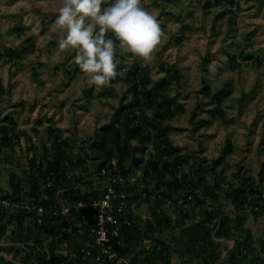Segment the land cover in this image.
<instances>
[{
  "label": "rangeland",
  "instance_id": "rangeland-1",
  "mask_svg": "<svg viewBox=\"0 0 264 264\" xmlns=\"http://www.w3.org/2000/svg\"><path fill=\"white\" fill-rule=\"evenodd\" d=\"M103 1L107 3L105 8L114 3ZM59 2L0 0V49L11 47L17 51V56L0 61V82L4 87L0 93V121L9 115L16 121L18 131L13 146L0 151L3 191L11 188L14 173L27 186L31 156L51 145L47 126L59 128L64 138L90 143L99 128L111 120L121 97L132 94L124 81L96 86L88 83L81 70L71 73L72 68L79 67L74 62L76 50L61 51L58 34L50 30ZM208 2L212 4L206 6ZM213 2L141 0V5L156 16L162 30L161 41L149 62L125 53L122 65L125 69L148 65L151 85L166 77L161 65L178 68L180 80L172 81L170 94L184 103L186 111L170 121L174 129L169 136L179 154L188 158L182 173H188L204 159L211 162L230 141L233 151L226 153L214 172L208 173V182H221L228 188L250 174L259 184L264 162V63L255 62L264 56V0H237L238 5L232 8ZM185 25L193 29L185 31ZM30 43L34 44V51L24 53ZM205 82L212 95L221 90L228 93L221 105L204 94ZM215 106L221 107L224 118L211 111ZM200 119L210 123L199 126ZM94 151L104 154L98 148ZM220 196L223 207L235 217L234 205L223 194ZM15 213L0 218V226L7 227L4 231L0 228V255L8 259H13L14 253L6 247L16 242ZM242 213L249 215L246 223L253 234L254 248L261 252L264 213L252 218L248 209ZM28 221L30 217L26 224H31ZM63 253L68 255L66 250ZM173 260L179 262V257L174 256Z\"/></svg>",
  "mask_w": 264,
  "mask_h": 264
},
{
  "label": "trees",
  "instance_id": "trees-1",
  "mask_svg": "<svg viewBox=\"0 0 264 264\" xmlns=\"http://www.w3.org/2000/svg\"><path fill=\"white\" fill-rule=\"evenodd\" d=\"M213 3L231 8L238 5L237 0H214ZM211 4L208 2L206 6ZM105 6L107 3L103 1L102 7ZM192 29L191 25L184 26L185 31ZM107 38L114 39L111 34H107ZM34 47L33 43L28 44L24 53H31ZM16 54L15 48L0 49V59L4 55L13 58ZM116 59L120 62L117 71L123 69L126 74L111 81L128 83V92L132 94L130 97H121L111 120L99 128L92 142H86L85 148L77 152L74 150L76 138H64L59 128L47 126L46 134L51 138V145L45 147L42 153L35 151L31 156L27 186L21 176L14 173L10 179L13 193L0 190V198L21 202L27 196L36 203L41 201V204H49L57 201L59 190L64 189L65 196H68L75 192L73 186L83 182L85 178L92 176L97 180L100 168L105 164L111 165L115 160L124 174L136 173L139 169L143 171L139 181L145 184L142 192H146V196L139 205L146 203L150 214L145 223L142 218L137 217L133 226L124 230L121 241L114 240L115 250L121 256L129 257V264H219L223 253L216 238L222 237L233 239L235 244L221 264H264V258L254 248L251 230L244 226L247 217L239 214L250 204L249 196L263 187L264 162L259 174V184L254 182L250 174L242 176L237 184H229L228 188L217 181L211 184L207 180L208 173L214 172L225 160L226 153L233 151L230 141H226L220 156L211 162L204 159L192 166L188 173H182L188 158L179 154L169 136L174 129L170 121L186 111L184 103L170 94L172 81L180 80L178 68H175L176 65H161L166 77L151 85L152 77L148 65L125 69L122 65L123 55L119 54V50ZM235 59L233 57L232 60ZM233 61L232 63H237ZM257 61V65H262L264 56ZM77 69L80 71L79 67L72 68L71 73L74 74ZM3 89L0 82V93ZM204 94L215 98L218 105L228 95L222 90L212 95L207 82L204 83ZM211 111L225 117L220 106L213 107ZM197 123L205 126L210 120L200 119ZM16 125L14 118L9 115L0 121V151L3 147L13 146L18 133ZM21 132L25 134L24 131ZM96 148L104 154L95 153ZM87 149L93 154L92 157ZM101 158L103 161L95 162ZM90 160L95 163L93 168L88 166ZM94 179L89 183L94 184ZM49 183L51 185L47 186ZM139 183L134 188L136 198L141 194ZM43 185L47 187L41 189ZM92 193H79L72 198H88ZM222 194L224 199L234 205L232 210L237 213L235 217L223 207L220 196ZM166 198H171L174 204L182 200V206L178 204L179 209L174 210V216L166 208ZM208 204L211 205L210 208ZM17 209V229L13 232L16 242L6 247L13 251V259L0 255V264H95L92 260L78 257L75 252L78 241L67 231L63 216L58 224L45 228L33 224L35 217L32 212ZM253 213L259 216L263 212ZM6 216L10 215L0 204V218ZM28 217L32 225L26 224ZM0 228L4 231L7 227L1 225ZM261 246L262 251L264 240ZM70 249L76 254L74 258L69 252ZM65 250L68 255L63 253ZM174 256L179 257V262L173 260Z\"/></svg>",
  "mask_w": 264,
  "mask_h": 264
},
{
  "label": "built area",
  "instance_id": "built-area-1",
  "mask_svg": "<svg viewBox=\"0 0 264 264\" xmlns=\"http://www.w3.org/2000/svg\"><path fill=\"white\" fill-rule=\"evenodd\" d=\"M85 144L77 139L74 150L80 151L81 148H85ZM87 152L90 157L93 156L88 149ZM101 161H103L102 158L95 160L98 163ZM111 163V165L105 164L100 168L97 180L92 176L85 178L83 182L73 186L75 192L68 196H65L64 189L59 190L57 201L49 204H41V201L36 203L27 196L21 202L0 198V204L9 215L12 211L18 210L17 208L27 213L32 212V216L35 217L33 224L39 227L48 228L51 224H58L63 216L62 219L67 223V231L78 241V247L75 249L78 257L82 256L92 260L95 264H119L120 262L129 264V257L121 256L115 250L114 240L121 241L122 233L133 226L137 217L142 218L144 223L150 217L146 203L139 205L142 203V198L146 196V192H142L145 184L139 181L143 171L139 169L136 173L124 174L115 160ZM88 166H91V161L88 162ZM91 179H94V184L89 183ZM137 183H139L141 194L139 193L140 197L136 198L134 188ZM50 185L51 183L47 184V186ZM47 186L43 185L41 189ZM6 191L13 193L12 188ZM79 193L92 194L88 198H72L73 195ZM179 201V206H182V200ZM249 201L247 208L250 211L264 213V183L259 192L249 196ZM178 204H174L171 198H166V208L173 216L175 215L174 210L179 209ZM225 209L228 211L227 208ZM69 252L73 258L76 256L72 249ZM259 255L264 258V250Z\"/></svg>",
  "mask_w": 264,
  "mask_h": 264
},
{
  "label": "clouds",
  "instance_id": "clouds-1",
  "mask_svg": "<svg viewBox=\"0 0 264 264\" xmlns=\"http://www.w3.org/2000/svg\"><path fill=\"white\" fill-rule=\"evenodd\" d=\"M103 0H60L50 30L59 36L61 51L76 50L75 64L87 75L88 83L106 86L125 70L117 71V52L152 59L162 30L154 13L141 0H114L102 8ZM111 34L114 39L107 38Z\"/></svg>",
  "mask_w": 264,
  "mask_h": 264
},
{
  "label": "crops",
  "instance_id": "crops-1",
  "mask_svg": "<svg viewBox=\"0 0 264 264\" xmlns=\"http://www.w3.org/2000/svg\"><path fill=\"white\" fill-rule=\"evenodd\" d=\"M1 35V34H0ZM4 57H8V56H6V55H4L2 58H4ZM0 59V61L1 60H3V59ZM10 58V57H9ZM210 205V204H209ZM209 205H208V207H209ZM210 208V207H209ZM248 208H245L244 210H247ZM243 210V211H244ZM243 211H240L239 212V214H244V213H242ZM227 212H229V211H227ZM248 212H251L252 214L250 215V217L252 218L253 216H255L254 215V213L252 212V211H250L249 209H248ZM246 217H247V213L246 214H244ZM232 217H234L233 215H231ZM249 216V215H248ZM256 217V216H255ZM198 218V217H197ZM247 219H246V221H245V223H244V226L246 227V228H248L249 230H251V228L249 227V226H247ZM216 240L220 243V250L222 251V253H223V257H222V259L220 260V263L219 264H221L223 261H224V259H226V257H227V255H228V252L233 248V246H234V244H235V241L233 240V239H231V238H216ZM226 248H227V250H226Z\"/></svg>",
  "mask_w": 264,
  "mask_h": 264
}]
</instances>
